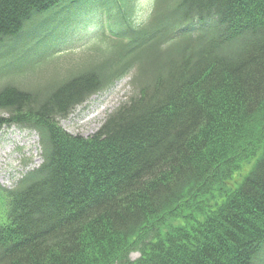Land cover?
<instances>
[{"label": "trees", "instance_id": "obj_1", "mask_svg": "<svg viewBox=\"0 0 264 264\" xmlns=\"http://www.w3.org/2000/svg\"><path fill=\"white\" fill-rule=\"evenodd\" d=\"M79 1L0 0V135L42 158L0 186V264H264V0ZM127 76L98 131L61 127Z\"/></svg>", "mask_w": 264, "mask_h": 264}, {"label": "rangeland", "instance_id": "obj_2", "mask_svg": "<svg viewBox=\"0 0 264 264\" xmlns=\"http://www.w3.org/2000/svg\"><path fill=\"white\" fill-rule=\"evenodd\" d=\"M88 1L90 0H81L77 4H74V11H79ZM138 1L136 2L138 12H135L134 16L136 20H140L138 17L141 14L147 16L152 8V0ZM89 40V37L84 38L78 46H75L76 51L71 56L63 55L61 62H58L56 68L50 72L55 74L59 71L62 77L70 70H73L76 65L81 64L86 51L83 54V51L78 49L87 44ZM54 58L56 59V56ZM37 77L21 80L20 82H23L21 86L28 89L38 84L45 85L52 75L47 74L46 76ZM3 78L6 79L8 77ZM131 79V76H127L117 82L112 88L93 96L84 105L79 106L68 119L61 120V127L71 134H80L84 137H88L98 131L106 116L131 95L133 91ZM41 160V147L36 132L23 131L17 127L5 129L0 135V186L11 187L15 179L19 178L29 168L39 165ZM137 256V253L131 255L132 259H135Z\"/></svg>", "mask_w": 264, "mask_h": 264}]
</instances>
